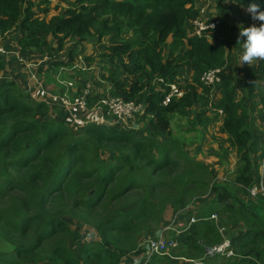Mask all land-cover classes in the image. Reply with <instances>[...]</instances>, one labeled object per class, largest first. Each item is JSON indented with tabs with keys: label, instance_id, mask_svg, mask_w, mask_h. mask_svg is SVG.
I'll use <instances>...</instances> for the list:
<instances>
[{
	"label": "trees",
	"instance_id": "16d2710c",
	"mask_svg": "<svg viewBox=\"0 0 264 264\" xmlns=\"http://www.w3.org/2000/svg\"><path fill=\"white\" fill-rule=\"evenodd\" d=\"M27 1L0 0V36L17 29L16 45L37 54L48 36L57 53L70 38L77 44L106 39L101 57L109 64L125 59L118 66L130 78L128 84L108 78V95L143 103L144 124L75 131L58 106L0 81V264H120L143 235L161 227L168 210L208 192L212 197L197 214H215L227 226L234 256L203 258L221 239L214 221L201 220L172 236L173 259L154 256L148 264H264V198L247 194L260 178L256 160L264 157V150L254 155L248 113L257 97L264 121V61L232 69L222 43L192 35L190 22L199 15L194 0H74L49 20L44 0L35 9ZM231 1L264 10V0ZM223 27L211 32L214 40ZM182 68L189 73L182 97L162 105V83L175 82ZM217 68H224L220 83L203 86L202 73ZM239 80L244 98L236 96ZM173 121L181 132H198L201 143V130L218 126L236 157L229 182L213 183L211 171L194 159L199 152L191 155L185 146L189 139L171 136ZM72 225L95 231L97 239L72 250Z\"/></svg>",
	"mask_w": 264,
	"mask_h": 264
},
{
	"label": "rangeland",
	"instance_id": "374dc122",
	"mask_svg": "<svg viewBox=\"0 0 264 264\" xmlns=\"http://www.w3.org/2000/svg\"><path fill=\"white\" fill-rule=\"evenodd\" d=\"M44 1L45 3L40 5V7L41 8L47 7L49 9L48 13L45 15V19L49 20L52 16L59 14L63 9H67L71 7V4L73 3L74 0H44ZM221 1L225 2V0H212L210 4L204 3L203 5L198 7V9L203 10L204 16H206L207 14H210L208 12V9L218 10L221 7V3H220ZM40 2L41 0H28L26 4L31 3L33 6V9H35L34 5H37ZM38 15L39 17H41V14H38ZM234 23H235L234 26L230 25L228 27H225V24L223 21L224 27L222 30V32L226 35L227 42L225 44V47H226L225 49L230 54V57H231L230 66L232 69H236L237 67L241 66L239 64H240V56L242 54L243 48H242L241 43H237L239 32H240V26L242 25L243 27H248L252 25L250 24L248 18L245 17L241 12H240V19L236 20V22ZM10 33L11 35L17 34L18 30L14 29ZM106 41L107 40L104 39L103 41L98 43L96 39H93L92 41H89V42H79V44H77L74 41V38L65 40L63 42L61 52H62V55L70 54V56H68V59H67L68 64L60 62L61 63L60 65H63V67L65 68L66 74L71 73L72 76L70 79L69 77L65 78L58 74L56 83L61 85L60 82L62 81L72 82L74 84V90L76 93H78L80 89L84 87H88L90 89L95 88L99 91L98 96L100 97H103L104 95L109 94L110 92L109 88H107L110 85L108 78H113V79L116 78V80H121L124 83L128 84L130 78L126 74H124L123 71L118 66V63L124 62L125 64H127L125 59H123L122 57L116 58L114 62H110L109 64L107 60L101 57L103 53L102 46L106 44ZM241 42H243V38H241ZM56 47H57V41L55 39H52L50 36H48L45 38L44 52L39 53V54H41L42 56H47L49 58V62L52 63L55 59H57V57L55 56L59 54L55 51ZM188 77H189V73L187 72V68H182L179 72V76L176 78V81L173 83L180 87H184L183 82L187 80ZM241 87H242L241 80H239L237 82V88H236V92H237L236 96L238 98L245 97V92L243 93ZM62 89H63V86H62ZM28 94L31 97V94L30 93ZM254 100H256L258 105L256 108L248 107V113H249V123H250L249 125L253 132V141H254L253 143H254L255 148L258 149V151L254 154L255 157H257L258 155L261 154L262 150H264V121L262 120L263 114L259 110L261 107V105L259 104V99L256 97ZM47 104L49 106H54L56 105V101L49 100L47 101ZM138 121L141 125L144 124L143 122H141L144 120H140V119L135 121V123H137ZM179 123L180 124L178 128H182L181 129L182 131L185 130L186 125L184 121L181 120ZM174 125H176L175 121H173L171 124V136L178 137L179 135H181L185 137V139H189L187 142H185V146L188 147V150H190L191 155H193L196 151L199 152V153L197 152L198 154L194 157V159L197 162L204 163L207 166L208 170L211 171V173L214 175L213 183L214 182L215 183L216 182H223V183L229 182L232 178L230 173L231 171L235 169L236 157H235V152L229 146V140H227V137L220 135L218 133V126L210 125L205 130H201V134L204 137L203 142L201 143L199 141L201 137H199L198 132L184 133V132L179 131L178 128L176 129ZM190 142H192V144H190ZM256 163L258 164L257 168L259 172V163L257 160H256ZM211 197H212L211 193L208 192L204 196L195 197L194 199H192L193 201L190 200L183 207L189 206V204L192 202L193 209H196V210L203 209L208 204L207 202L211 199ZM191 210L192 209L190 207L187 209L188 215L192 214V212H189ZM169 218L170 217H167V219H164L161 224V227H159L156 231L147 233L140 238L138 247H137L138 254H131L128 256L131 258V261L129 262V264L135 259L136 255L139 258L141 252L144 250L148 241L153 239L156 233L163 226L167 225ZM216 226L217 228L223 229V231L219 233L221 241L224 239H228L226 236L227 226L222 224L219 221V218L216 223ZM72 227L75 231V241L72 242L70 248L74 251L79 250L80 243H83L84 241H89L92 239L93 240L97 239L95 231L89 232L87 228L82 227L81 225L80 226L72 225ZM80 236H82V239H81L82 241H80ZM3 247H4V244L0 240V248H3ZM209 256H212V255H209ZM203 258L209 259L210 257L203 256ZM170 262L172 264H183V263L190 264V263H185V262L178 261V260H171Z\"/></svg>",
	"mask_w": 264,
	"mask_h": 264
},
{
	"label": "built area",
	"instance_id": "2783aa9c",
	"mask_svg": "<svg viewBox=\"0 0 264 264\" xmlns=\"http://www.w3.org/2000/svg\"><path fill=\"white\" fill-rule=\"evenodd\" d=\"M243 15L248 18L250 24L259 25V21L252 20L250 14L246 11V8H240ZM213 27H212V26ZM219 25V19L215 15L204 16V11L200 10L199 15L191 21L193 28V35L197 37L207 36L209 32L214 30ZM14 44V43H13ZM7 51L0 45V57L5 55ZM50 64L47 56H40L35 63L26 65L30 68L47 67ZM222 69H211L205 71L201 77L200 82L203 86L213 87L220 83ZM6 80H11L6 76ZM34 79V75H31ZM0 81H5L2 78V72L0 69ZM159 82H162L159 80ZM60 84L64 87L59 94L47 93L44 95L43 101L52 100L56 101L63 114H66V121L73 130H79L86 127L89 124L97 125H116L119 124L125 128H131L135 121L140 119L144 113L145 106L143 103H136L134 101H124L118 97H112L108 94L100 97L95 101L93 98V91L84 87L80 89L78 93L74 90V84L72 82L62 81ZM164 84V83H163ZM162 92L165 93L162 105H167L173 99L181 98L183 95V88L176 84H164L161 88ZM51 94V95H50ZM55 106V105H54ZM97 112L98 114H93ZM220 113V111H219ZM261 160V161H260ZM259 163V180L256 184L247 190V194L252 199L259 197L264 198V157L258 160ZM194 199V198H193ZM193 201V200H192ZM191 208V215L187 214V209ZM197 210L193 209L192 202L189 206L180 209L179 211L172 214L167 225L162 227L156 235L148 241L144 250L141 252L139 258L136 255L135 259L130 264H148L154 256H167L169 257V251L176 247V242L169 237V233L173 232L176 235L187 231L193 223L199 220H211L215 224L218 221V217L215 214L210 215L207 218L197 216ZM219 233L223 231L222 228H217ZM212 255V256H209ZM205 256H221L230 258L234 256V253L230 246L228 239L222 240L219 244L212 246L205 251ZM131 258L129 257V262ZM120 264H124L123 262ZM129 264V263H128ZM194 264H203L202 262H195Z\"/></svg>",
	"mask_w": 264,
	"mask_h": 264
},
{
	"label": "crops",
	"instance_id": "0c3cea01",
	"mask_svg": "<svg viewBox=\"0 0 264 264\" xmlns=\"http://www.w3.org/2000/svg\"><path fill=\"white\" fill-rule=\"evenodd\" d=\"M211 1L212 0H194L195 7L198 8L204 3L210 4ZM220 3L221 7L218 10L208 9V12L210 13V15H220V10L224 11V18L221 17L222 23L224 21L225 27H228L230 25L234 26V22L240 19L241 9L231 1H228L227 3L221 1ZM10 32L8 33L10 35L6 34L4 36H0V44L7 51L5 55L0 57V62H2V68L0 67L2 78H5V81H8L6 80V76L11 78V80L9 81L14 82L21 89L30 93L31 98L36 102H43L44 95L47 93H59L62 90V86L56 83L58 74L65 78L69 77L70 79L72 76L71 73L66 74L65 68L63 67V65H60L61 63L68 64L67 59L70 54L62 55V52H59V54L55 56L57 57V59L53 61L54 63L52 62L49 64V66L44 68L38 67L32 69L30 67H27L26 65L28 63L29 65L35 63L38 60V57L41 56V54H36L33 51L29 50L23 51L16 44H13L15 34L11 35ZM210 40L212 44L222 43L223 47L226 48L225 44L227 40L226 35L223 32L217 34L216 40H214L213 37ZM31 75H34V79L31 78ZM107 88H109L110 90V85ZM91 90L93 91V98H95L98 95L99 91L95 88ZM93 114L95 115L98 113L94 112ZM136 128L138 129L139 127ZM172 214L173 212L171 210H168L165 213L164 219H167V217H170ZM123 263L128 264L129 257L125 258Z\"/></svg>",
	"mask_w": 264,
	"mask_h": 264
},
{
	"label": "clouds",
	"instance_id": "9594fccd",
	"mask_svg": "<svg viewBox=\"0 0 264 264\" xmlns=\"http://www.w3.org/2000/svg\"><path fill=\"white\" fill-rule=\"evenodd\" d=\"M231 1V0H229ZM225 2L227 3L228 0H225ZM232 2V1H231ZM234 3V2H233ZM235 4V3H234ZM237 7H239L237 4H235ZM194 6H195V2H194ZM196 8V7H195ZM241 8V6L239 7ZM196 10L199 12L200 10L198 8H196ZM241 11V10H240ZM246 11L250 14L252 20L254 21H259V25L257 26L256 24H252L248 27H243L242 25L240 26V32H239V37H238V40H237V43H241L242 44V48H243V51H242V54L240 56V64L239 65H242V64H248V65H251L253 64L254 62H257V61H264V10L261 9V6L260 4L256 3V2H252L250 3L247 8H246ZM242 12V11H241ZM243 14V13H242ZM207 15H210V14H207ZM213 16V15H211ZM216 18L219 19V24L221 23V17L220 15H215ZM212 26V25H211ZM219 26V25H218ZM190 27L192 28L191 26V22H190ZM213 27V26H212ZM217 28V27H216ZM215 28V29H216ZM213 31V30H212ZM211 31V32H212ZM8 34V33H6ZM4 34V35H6ZM3 35V36H4ZM192 35H193V28H192ZM195 36V35H194ZM197 37V36H196ZM205 39H207L209 42L211 41L210 39H212L211 37V33H209L207 36H203ZM241 38H243V42H241ZM14 44H16L15 40L13 42ZM212 43V42H211ZM49 66V65H48ZM217 69H220V68H217ZM211 70V69H210ZM208 71V70H207ZM224 72V68H222V74ZM203 74V73H202ZM221 74V75H222ZM165 84V83H164ZM164 84L162 83V87H164ZM169 84H173V83H169ZM183 88L184 90V87H181ZM44 102V101H43ZM45 103V102H44ZM137 125L136 123L132 126V128ZM139 126V125H138ZM198 211V209H197ZM175 213V212H174ZM198 216V214H196ZM172 216V215H171ZM170 216V218H171ZM169 218V220H170ZM207 218V217H206ZM168 220V221H169ZM201 221V220H199ZM206 221V220H204ZM208 221V220H207ZM194 224V223H193ZM216 225V224H215ZM164 227V226H163ZM191 227V226H190ZM186 232V231H185ZM184 233V232H183ZM182 234V233H180ZM179 235V234H178ZM172 236H176L175 233L173 232H170L169 233V237L170 239L174 240L172 238ZM140 240V239H139ZM139 240H138V243H139ZM175 241V240H174ZM176 242V241H175ZM138 247V246H137ZM176 247H177V244H176ZM176 247L174 249H176ZM212 247V246H211ZM209 247V248H211ZM207 248V249H209ZM172 249V250H174ZM206 249V250H207ZM171 250V251H172ZM205 250V251H206ZM234 253V252H233ZM131 254H138V251L136 249L135 252L131 253ZM129 254V255H131ZM128 255V256H129ZM170 255V254H169ZM205 255V254H204ZM127 256V257H128ZM125 257V258H127ZM124 258V260H125ZM169 258H171L169 256ZM226 258V257H225ZM231 258V257H230ZM173 259V258H171ZM123 260V261H124ZM122 261V262H123ZM181 261H185V263H190V264H194L195 262L193 261H189V260H181ZM121 262V263H122Z\"/></svg>",
	"mask_w": 264,
	"mask_h": 264
},
{
	"label": "water",
	"instance_id": "95a60500",
	"mask_svg": "<svg viewBox=\"0 0 264 264\" xmlns=\"http://www.w3.org/2000/svg\"><path fill=\"white\" fill-rule=\"evenodd\" d=\"M136 127H139L138 125H135L134 127H133V129H137Z\"/></svg>",
	"mask_w": 264,
	"mask_h": 264
}]
</instances>
